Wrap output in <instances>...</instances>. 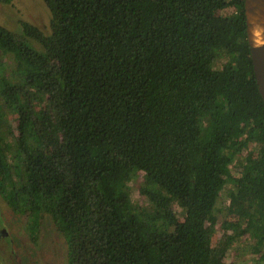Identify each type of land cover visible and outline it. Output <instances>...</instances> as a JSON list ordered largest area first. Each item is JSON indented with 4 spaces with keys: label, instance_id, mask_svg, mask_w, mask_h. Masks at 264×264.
<instances>
[{
    "label": "trees",
    "instance_id": "obj_1",
    "mask_svg": "<svg viewBox=\"0 0 264 264\" xmlns=\"http://www.w3.org/2000/svg\"><path fill=\"white\" fill-rule=\"evenodd\" d=\"M43 1L51 36L28 21L22 37L0 23V51L14 54L62 133L32 118L16 84L1 81L7 204L35 230L50 213L68 264H222L210 216L231 184L228 212L255 234L264 260V101L245 1ZM48 86L59 103L47 100ZM7 111L19 124L6 137ZM251 145L256 155L240 157ZM135 170L156 183L149 208L132 201L125 180ZM155 218L173 227L153 228Z\"/></svg>",
    "mask_w": 264,
    "mask_h": 264
},
{
    "label": "rangeland",
    "instance_id": "obj_2",
    "mask_svg": "<svg viewBox=\"0 0 264 264\" xmlns=\"http://www.w3.org/2000/svg\"><path fill=\"white\" fill-rule=\"evenodd\" d=\"M23 21L30 22L45 35L51 36L52 15L43 0H12L10 3L0 4V23L21 37L23 36L21 26ZM27 41L31 48L42 50L36 41L30 38ZM223 63V60H217L215 67L221 68ZM16 66L17 61L14 54H5L0 51V83L1 81H13L20 96L28 105L32 118L35 120L39 118V123L47 122L54 136L60 135L62 133L61 122L56 118H49L43 112L45 104H39L38 100L37 103L35 102L34 92L27 81L21 79ZM45 91L48 95L47 100L53 101V104L59 103L58 99L57 101L54 99L52 86H48ZM7 112L2 132L6 137L11 130L17 131L19 124L13 114L10 111ZM254 154L255 148L251 145L239 156L247 157ZM230 171L235 175L237 173L233 168H230ZM125 181L130 186L133 203L149 208L148 192L156 186V183L141 170H135L134 174L126 177ZM230 190L231 184L225 185L216 208L210 216L215 224L213 247L218 250L222 264H264V260L257 258L253 250L255 234L246 231L242 218L228 212ZM173 210L178 218L183 216L182 208L177 204L173 206ZM153 222V228L167 230L168 227L170 229L173 227V224L166 219L155 218ZM34 234L36 236H33ZM67 254L66 240L57 229L50 213L41 214L38 230H35L28 219L23 221L22 216L8 206L0 193V264H68Z\"/></svg>",
    "mask_w": 264,
    "mask_h": 264
},
{
    "label": "water",
    "instance_id": "obj_3",
    "mask_svg": "<svg viewBox=\"0 0 264 264\" xmlns=\"http://www.w3.org/2000/svg\"><path fill=\"white\" fill-rule=\"evenodd\" d=\"M245 1V13L247 17V37L250 45V54L253 62L254 73L260 94L264 101V42L262 44L255 45L250 37L249 20L251 15L263 14L264 15V0H244Z\"/></svg>",
    "mask_w": 264,
    "mask_h": 264
},
{
    "label": "bare ground",
    "instance_id": "obj_4",
    "mask_svg": "<svg viewBox=\"0 0 264 264\" xmlns=\"http://www.w3.org/2000/svg\"><path fill=\"white\" fill-rule=\"evenodd\" d=\"M249 20L251 22L250 37L252 42L255 45L262 44L264 42V15L257 13L251 15Z\"/></svg>",
    "mask_w": 264,
    "mask_h": 264
},
{
    "label": "flooded vegetation",
    "instance_id": "obj_5",
    "mask_svg": "<svg viewBox=\"0 0 264 264\" xmlns=\"http://www.w3.org/2000/svg\"><path fill=\"white\" fill-rule=\"evenodd\" d=\"M9 206V205H8Z\"/></svg>",
    "mask_w": 264,
    "mask_h": 264
}]
</instances>
